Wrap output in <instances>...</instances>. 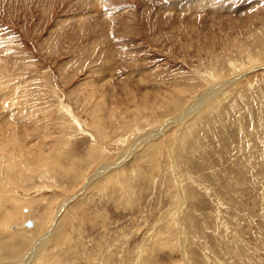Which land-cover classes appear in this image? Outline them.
I'll use <instances>...</instances> for the list:
<instances>
[{"label":"rangeland","instance_id":"1","mask_svg":"<svg viewBox=\"0 0 264 264\" xmlns=\"http://www.w3.org/2000/svg\"><path fill=\"white\" fill-rule=\"evenodd\" d=\"M0 264H264V0H0Z\"/></svg>","mask_w":264,"mask_h":264},{"label":"bare ground","instance_id":"2","mask_svg":"<svg viewBox=\"0 0 264 264\" xmlns=\"http://www.w3.org/2000/svg\"><path fill=\"white\" fill-rule=\"evenodd\" d=\"M28 226L31 227V223H30V225H27V224H26V227H28ZM32 255H33V254H32ZM32 255H31V256H32ZM29 256H30V255H29ZM29 256L26 258V260H30V259H31ZM26 262H27V261H26ZM24 263H25V262H24Z\"/></svg>","mask_w":264,"mask_h":264},{"label":"water","instance_id":"3","mask_svg":"<svg viewBox=\"0 0 264 264\" xmlns=\"http://www.w3.org/2000/svg\"><path fill=\"white\" fill-rule=\"evenodd\" d=\"M27 225H30V222L29 221L27 222Z\"/></svg>","mask_w":264,"mask_h":264}]
</instances>
